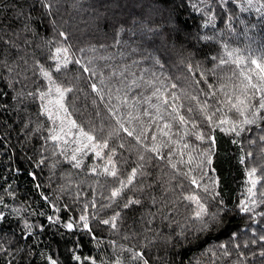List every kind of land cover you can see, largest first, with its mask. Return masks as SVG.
Masks as SVG:
<instances>
[{"label": "trees", "instance_id": "1", "mask_svg": "<svg viewBox=\"0 0 264 264\" xmlns=\"http://www.w3.org/2000/svg\"><path fill=\"white\" fill-rule=\"evenodd\" d=\"M19 6L32 15L31 32H23L16 19ZM47 11L39 0H0V264H50L49 257L57 264H143V260L264 264L259 255L264 241L258 239L264 235V215H260L264 213L260 202L264 201V140L260 139L264 120L245 125L239 136L229 130L232 121L241 119L231 105L239 107V101L249 105L250 100L249 107L254 108L260 101L258 90L255 95L251 90L247 96L241 94V81L250 77L246 82L264 83L260 79L264 72L252 63L264 67V0H59L51 17L43 15ZM113 19L121 22L124 31L113 28ZM60 32L65 33L66 43ZM61 45L69 48L70 62L57 71L53 57ZM41 66L51 73V83ZM84 66L97 74L84 72ZM113 71L118 75L113 76ZM140 77L151 79L170 102L175 93L178 115L188 121L185 127L192 131L194 122L205 139L185 136L167 116L168 106L161 109L163 119L157 118L156 109L143 100L154 87L128 91L126 85ZM93 83L98 91L91 88ZM57 85L72 89L65 95L70 115L49 104L58 98ZM41 92L49 93L44 100ZM159 102L152 97V104ZM222 114L230 122L224 130L216 126ZM209 115L212 122L207 121ZM118 119L134 130L133 136L120 129ZM70 120L94 135L95 141H86L76 128L64 135ZM165 123L172 124L170 131L163 128ZM53 129L61 141L50 138ZM209 135L214 143L209 144ZM104 139L107 148L92 149L91 144ZM183 141L188 148H183ZM82 144L88 147L74 153ZM154 145L157 152L151 151ZM209 148L207 175L201 179L197 172L191 173L197 176V188L181 173L194 167L187 165L189 155L203 159L200 153ZM73 154L82 161L81 167L73 166ZM109 157L112 163H106ZM41 159L44 163L37 166ZM170 161L177 164L175 169ZM106 167L117 176L106 173ZM252 167L257 172L250 178ZM133 168L137 169L133 183L112 197ZM254 175L258 183L252 188ZM213 182H218L217 199L229 211L221 213L222 223L210 232L190 235L189 218L196 205L185 197L197 195L203 202L209 195L203 187L211 192ZM253 199L259 202L254 212L240 209ZM127 200L140 203L125 208ZM82 212L88 216L91 234L82 225L73 230L64 227L70 218L78 223ZM117 213L115 228L102 223ZM48 216L59 217L60 223H51Z\"/></svg>", "mask_w": 264, "mask_h": 264}, {"label": "snow or ice", "instance_id": "2", "mask_svg": "<svg viewBox=\"0 0 264 264\" xmlns=\"http://www.w3.org/2000/svg\"><path fill=\"white\" fill-rule=\"evenodd\" d=\"M59 2V0H39V3L41 5L42 8H46L49 11L43 13V15L45 16H49L51 17V15L53 14V9L55 8V5ZM28 7H31V5H28ZM16 19L19 20L22 24H23V28L22 31L23 32H31L32 31V23H33V18L30 12L26 11V9L23 6H19L16 8ZM58 14V11L57 13ZM127 22V21H125ZM50 23H55L54 20H50ZM112 26L114 29H117L118 32H122L124 31L123 27L120 26V21L118 19H113L112 20ZM147 31H152L151 28L146 29ZM60 36H65V33L60 32L59 33ZM27 42V41H26ZM67 42V37L65 36V43ZM69 52V48L64 47L63 45L56 47L55 49V55H54V59H56L57 63H56V70L60 71L61 67H66L67 64L70 62L67 58V53ZM61 53H64L63 58L61 57ZM229 55H231V53H229ZM61 59H63V64L61 63ZM150 59H154V57H150ZM75 63H80L78 60L75 61ZM89 64H91L92 62L89 61ZM156 64H159L160 61L159 60H155ZM253 64H256L257 68L260 69L261 72H264V67H262L260 64L257 63V61H252ZM40 71L42 73V75L47 78L50 83L52 82V77H51V73L49 71H46L43 66H41ZM83 71L84 72H89L91 71L93 75H96V71L95 69H91L88 66H84L83 67ZM126 71V70H124ZM113 76H117L118 73L116 71H113L112 73ZM120 76L124 75V72H120L119 73ZM153 77H155V74L152 73L151 74ZM157 80L159 79L158 77H155ZM262 81H264V76H261L260 78ZM246 81H250V77H246L245 80H242L241 83L243 85V88L241 90V94L247 96V92L249 90L252 91V94L255 95L256 91L258 90L261 95H260V101L257 107L254 108H250V100H249V105H245L244 101H239L240 106L237 107L235 104L231 105L232 108H235L236 113H238V115L241 117L239 123L232 121L230 124V131H232L233 133H235L236 136H239L241 134L242 131L245 130L244 126L245 125H253L256 123L257 119H261L264 120V116H259V111L260 110H264V83H250V82H246ZM100 83L103 85L104 84V80L101 79ZM117 83H124V81L122 80H118ZM154 87L155 90L152 91L151 96L149 97H143L144 101H147L151 107L156 109V113H157V118L159 119H163V116L161 115V109L164 108V106H168L171 108V111L167 112V116L169 117V119L171 121H175L177 123V125L181 126L183 128V134L186 135H193L195 136V138L197 140H204L205 137L202 134H199L198 131H196V124L193 122L192 123V131H190L189 129H187V127H185V125L188 123V121H186L185 116L184 115H178L179 112V105L177 103H175V101L177 100L176 94L172 93L171 96V102L169 101L168 97H166L164 95V92L161 91V88L159 87H155L153 85V81L151 79L149 80H144L143 77H140L139 79H132L131 84H127L126 88L128 91H131L133 88H140V87ZM172 88H175L176 85L173 84L171 85ZM211 87V85H210ZM91 88L94 91H98L97 89V85L95 83H93L91 85ZM52 89H49V93H51ZM72 89L71 88H61L60 86H55V92L58 94V98L55 101L49 100V104H55L56 106H58V111L63 112L66 115H70V113H68V108L65 106V95L68 92H71ZM117 91H120V89H117ZM49 93H44L41 92L39 94V97L41 100H44L46 98V96ZM29 95H32V93H29ZM152 97H155L158 101H160L157 104H152L151 100ZM101 99H103V96H101ZM44 107V111L48 114L49 119L53 120V123H55V119H54V115L52 110L48 107V106H43ZM111 111V109H110ZM165 111H167V109H165ZM188 112H192L191 108L187 109ZM216 111L219 112L220 109L216 108ZM148 113L145 112V115H147ZM117 114L115 112H113V116H116ZM138 119V117H137ZM207 121L208 122H212L213 121V116L209 115L207 116ZM120 129L124 130L125 132H127V134L129 136H133V132L134 130H129L128 128L125 127L124 122L121 121L120 119L117 120ZM68 123L70 124V127L68 129V131L66 133H64V135H71V128H76L79 132V135L81 137H83L86 141L88 142H92L95 141L96 137L92 134H90L89 132H86L82 127H80L75 120H70L68 121ZM129 123H131V120H129ZM229 120L224 118V115L222 114L219 118H218V124L216 125L217 127H220L221 130H224V125L229 124ZM64 127H65V121L61 120L60 122V131L64 132ZM164 129H168L169 131L172 128V124L171 123H165L163 125ZM163 131V129H161ZM142 135V133H141ZM165 136L169 135V132H164ZM53 141H61L63 138L60 134H58L55 129L52 130V134L50 137ZM137 140L140 139V135H137L135 137ZM153 139H155V137H153ZM183 140V137L181 138ZM261 140H264V136L260 137ZM208 140H209V144L214 143L215 139L214 137H212L211 135L208 136ZM64 143H67V141H63ZM173 143H178V141H173ZM84 147H88L87 144H82L80 147L74 149V153L75 152H79L81 151L82 148ZM91 147L93 150L97 149V148H107L108 147V140L104 139L102 142L99 143H93L91 144ZM121 147H123V145H121ZM189 144L187 141H183V148H188ZM159 150V148L157 146H153V148L151 149V151L153 152H157ZM112 152L114 153L115 150L112 149ZM96 156H101V152L96 151L95 152ZM201 156H203V159H198V158H194L191 155L188 156V160H187V165L191 166L194 164V167H189V170L187 172H182L181 175L185 178H189L190 177V183L192 185H196L197 188L200 187V184L198 183L197 180V176L191 175L192 172H197V175L203 179L204 176H206L207 174L204 172V167L208 166L211 164V148H209L208 151L200 153ZM248 155H251V153H249ZM181 156H183V153L181 152ZM163 158V157H162ZM141 160H143V157L140 158ZM71 161H74V167L79 168L81 167L82 161L78 160L76 155L73 154L71 157ZM112 158L109 157L106 163H112ZM183 162V161H181ZM44 160L41 159L37 166H39L40 164H43ZM171 167L173 169H175L177 167L176 163L171 162ZM93 171H95V168H93ZM104 171L106 173H108L109 175L116 177L117 173L116 171H109V169L106 167L104 169ZM257 172V168L256 167H252L249 171V177L251 178L253 176V174H255ZM35 175V174H33ZM137 175V169L133 168L131 171V174L128 176L127 181H120V187L116 188L112 191L111 196L112 197H117L121 194L122 190L125 188L126 184L127 185H131L133 183V179L135 178V176ZM261 175H264V172L261 173ZM218 182H213V187L212 190L210 192L209 187L207 185H205L203 187V191L204 193H209L208 196H206L202 202L201 197L197 196V195H188L185 197L186 200H188L189 202H194L196 205L194 214L189 218L190 219V224L188 225V229H190V232L188 234L190 235H194L195 233L199 232L201 234L206 233V232H210L213 228L218 227L221 223H222V217H221V213L224 212L226 213L227 211H229L228 209H225L223 207V200L222 199H217L219 193H217L215 191V185ZM252 183V188H255L258 181L256 179H252L251 181ZM37 187L39 188V185H37ZM182 187V185H181ZM262 187H264V185H262ZM252 188L249 189V193L252 194ZM11 194V193H9ZM254 195V194H253ZM45 199L47 200L48 198L45 197ZM212 201L214 202L212 207L210 208L208 206V202ZM260 202H264V201H260ZM0 203H2V201H0ZM140 203L139 200H127L123 207L127 208L132 204H138ZM259 202L255 201V199L249 201L248 203L245 204H241L240 205V209L242 211H244L245 213H250V212H254L255 207L258 205ZM53 207H55V205H53ZM87 205L84 206L85 210L87 209ZM65 208H67V206L65 205ZM57 211H59V209H57ZM260 215H264V213H260ZM119 214L117 213L116 215H114L110 220H103L102 223L103 224H110L113 228H115V223L114 221L118 218ZM48 221H50L53 224H57L60 223L59 217L54 218L53 216H48L47 217ZM78 223H74L73 220L70 218L67 222L64 223V227H66L69 230H73L74 228H78L82 225V227L84 229H86L90 234H91V228H89V220H88V216L83 214V212L78 216V218H76ZM29 229H31V225H26ZM188 229H185L184 231H188ZM259 240L264 241V235L259 236L258 237ZM255 242V241H253ZM237 247H239V245H237ZM259 255L261 257H264V251H261L259 253ZM139 258H143V253L139 254ZM75 259L77 261L81 260L80 256H76ZM50 260V264H57V261L55 259H52L51 257H49ZM92 264H95V261L92 262ZM117 264H119V261L117 262ZM143 264H148L147 260H143Z\"/></svg>", "mask_w": 264, "mask_h": 264}, {"label": "rangeland", "instance_id": "3", "mask_svg": "<svg viewBox=\"0 0 264 264\" xmlns=\"http://www.w3.org/2000/svg\"><path fill=\"white\" fill-rule=\"evenodd\" d=\"M254 178L257 179V178L255 177V175H254Z\"/></svg>", "mask_w": 264, "mask_h": 264}]
</instances>
